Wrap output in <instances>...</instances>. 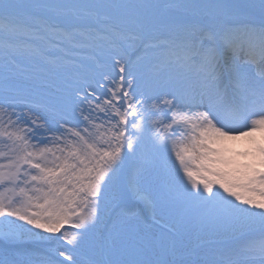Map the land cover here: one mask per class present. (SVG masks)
<instances>
[{
    "label": "snow or ice",
    "instance_id": "obj_1",
    "mask_svg": "<svg viewBox=\"0 0 264 264\" xmlns=\"http://www.w3.org/2000/svg\"><path fill=\"white\" fill-rule=\"evenodd\" d=\"M0 264H264V0H0Z\"/></svg>",
    "mask_w": 264,
    "mask_h": 264
},
{
    "label": "rangeland",
    "instance_id": "obj_2",
    "mask_svg": "<svg viewBox=\"0 0 264 264\" xmlns=\"http://www.w3.org/2000/svg\"><path fill=\"white\" fill-rule=\"evenodd\" d=\"M257 22H259V10L257 9L255 16L253 17ZM38 102L48 105L52 110H56L61 106L62 100H61V91L58 90L56 86H50L43 90V92L40 95H37L35 97ZM126 166H130V162H127ZM154 172L149 169L146 172V180H144V184L148 185V181L153 180L154 178ZM203 241H205L204 247L205 248H213V247H221L227 244L228 237L224 234L217 235L215 237H203ZM208 241H214V243H208ZM28 247H37L38 245H27ZM82 255L84 259H90L93 258L94 252L89 247V245L86 243L82 249Z\"/></svg>",
    "mask_w": 264,
    "mask_h": 264
},
{
    "label": "bare ground",
    "instance_id": "obj_3",
    "mask_svg": "<svg viewBox=\"0 0 264 264\" xmlns=\"http://www.w3.org/2000/svg\"><path fill=\"white\" fill-rule=\"evenodd\" d=\"M228 146L236 151H240L242 149H244L247 145L246 142L243 140H237V141H228L227 142ZM148 178H146L147 180ZM148 183L150 184L151 181H148ZM90 247V246H89Z\"/></svg>",
    "mask_w": 264,
    "mask_h": 264
}]
</instances>
